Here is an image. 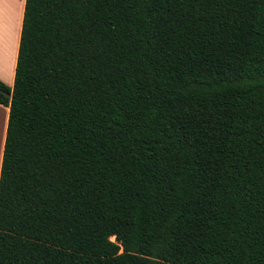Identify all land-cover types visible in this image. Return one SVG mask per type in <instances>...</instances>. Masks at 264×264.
Instances as JSON below:
<instances>
[{
	"label": "trees",
	"instance_id": "1",
	"mask_svg": "<svg viewBox=\"0 0 264 264\" xmlns=\"http://www.w3.org/2000/svg\"><path fill=\"white\" fill-rule=\"evenodd\" d=\"M0 264H264V0H26Z\"/></svg>",
	"mask_w": 264,
	"mask_h": 264
},
{
	"label": "crops",
	"instance_id": "2",
	"mask_svg": "<svg viewBox=\"0 0 264 264\" xmlns=\"http://www.w3.org/2000/svg\"><path fill=\"white\" fill-rule=\"evenodd\" d=\"M26 0H0V80L14 86ZM10 108L0 103V173Z\"/></svg>",
	"mask_w": 264,
	"mask_h": 264
}]
</instances>
